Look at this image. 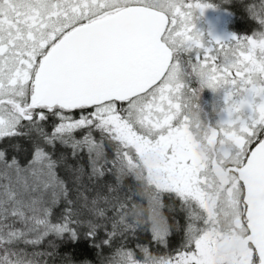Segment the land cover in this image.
<instances>
[{"label": "snow or ice", "instance_id": "obj_1", "mask_svg": "<svg viewBox=\"0 0 264 264\" xmlns=\"http://www.w3.org/2000/svg\"><path fill=\"white\" fill-rule=\"evenodd\" d=\"M208 7L0 0V264H264V31L205 42Z\"/></svg>", "mask_w": 264, "mask_h": 264}, {"label": "rangeland", "instance_id": "obj_2", "mask_svg": "<svg viewBox=\"0 0 264 264\" xmlns=\"http://www.w3.org/2000/svg\"><path fill=\"white\" fill-rule=\"evenodd\" d=\"M194 2H201L211 5L204 10L203 14L197 13V18H194L193 23L195 28L204 34V41H210L213 38L228 41L235 34L231 30V22H233V17L230 12L225 10L223 6L228 5V1L225 0H194ZM195 87H199L198 84H192ZM208 95L210 94V109L208 113L212 114L211 124L215 126L222 119L224 113V93L223 92H213L211 89L204 88ZM203 89V90H204ZM202 95V92L200 96ZM203 123V121H202ZM201 123V124H202ZM222 227V224H221ZM144 235V234H143Z\"/></svg>", "mask_w": 264, "mask_h": 264}, {"label": "flooded vegetation", "instance_id": "obj_3", "mask_svg": "<svg viewBox=\"0 0 264 264\" xmlns=\"http://www.w3.org/2000/svg\"><path fill=\"white\" fill-rule=\"evenodd\" d=\"M225 1L226 2L228 1V5L223 6V8L227 10L228 12H230L233 17V22H231V30L235 34L234 37L240 38V37L250 36L253 33V31H257V30L264 31V29H262L259 25H257L255 21H253L249 17L248 13L244 11V8L241 5L240 0H225ZM192 87L194 86L192 85ZM209 97H210V94L208 95V92H206L204 89L199 99L201 119L203 120V123L201 121L202 123L201 125L203 126H205L204 121L211 124L212 123L211 120L213 119L211 118L212 114L208 113L210 109V105H212ZM223 118H225V114L223 115L222 119ZM217 120L220 121L219 118H217ZM200 145H199V151L201 152ZM169 204H171V202H169ZM171 205H174V204H171ZM228 226L229 225L227 222L222 223L223 229L227 230Z\"/></svg>", "mask_w": 264, "mask_h": 264}, {"label": "trees", "instance_id": "obj_4", "mask_svg": "<svg viewBox=\"0 0 264 264\" xmlns=\"http://www.w3.org/2000/svg\"><path fill=\"white\" fill-rule=\"evenodd\" d=\"M133 184H134L133 181H125V187H126V188H127L128 186H132ZM134 191L137 192V193H139L140 190L137 189V188H134ZM136 199H137V201L139 200V196H138V195L136 196ZM170 205H171V204H170ZM171 207H172L173 209H175L177 206H176V205H171ZM169 215H170V216L174 215V216H176L177 218H181V219H182V216H183V214L180 213V212H178V211H174V212H172V213H169ZM141 236H142V238H143L144 235L141 234ZM170 240H171V243H172L173 245H175V244L179 241V235H175L174 237L170 238ZM39 250H40V251H49L50 249H49V248L47 247V245L45 244V245L41 246V248H40ZM60 251H61V253H62L63 255H69V256H70L74 250H73V249H68V248H62V249H60ZM80 251L84 252L85 255L88 256V258L93 259V261H95V255H94V253L88 252L86 249H81Z\"/></svg>", "mask_w": 264, "mask_h": 264}, {"label": "clouds", "instance_id": "obj_5", "mask_svg": "<svg viewBox=\"0 0 264 264\" xmlns=\"http://www.w3.org/2000/svg\"><path fill=\"white\" fill-rule=\"evenodd\" d=\"M204 131V126L200 125V127L197 129V134L202 135ZM200 150L202 153L207 154L208 152V146L206 144L200 145Z\"/></svg>", "mask_w": 264, "mask_h": 264}]
</instances>
